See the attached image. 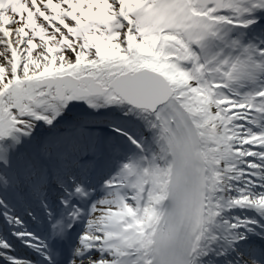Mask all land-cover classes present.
<instances>
[{
	"label": "snow or ice",
	"instance_id": "obj_1",
	"mask_svg": "<svg viewBox=\"0 0 264 264\" xmlns=\"http://www.w3.org/2000/svg\"><path fill=\"white\" fill-rule=\"evenodd\" d=\"M0 264H264V0H0Z\"/></svg>",
	"mask_w": 264,
	"mask_h": 264
}]
</instances>
